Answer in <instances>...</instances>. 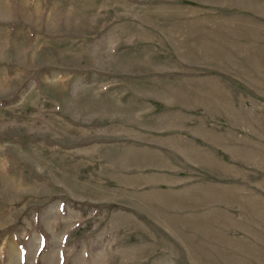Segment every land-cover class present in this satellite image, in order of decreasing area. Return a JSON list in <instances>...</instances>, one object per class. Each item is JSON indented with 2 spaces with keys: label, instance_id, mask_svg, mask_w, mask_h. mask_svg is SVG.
Segmentation results:
<instances>
[{
  "label": "rangeland",
  "instance_id": "obj_1",
  "mask_svg": "<svg viewBox=\"0 0 264 264\" xmlns=\"http://www.w3.org/2000/svg\"><path fill=\"white\" fill-rule=\"evenodd\" d=\"M0 264H264V0H0Z\"/></svg>",
  "mask_w": 264,
  "mask_h": 264
}]
</instances>
